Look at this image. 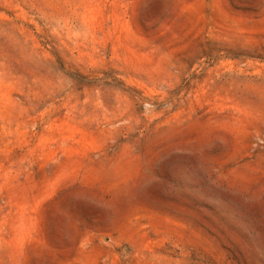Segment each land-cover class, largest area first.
<instances>
[{
    "label": "rangeland",
    "instance_id": "374dc122",
    "mask_svg": "<svg viewBox=\"0 0 264 264\" xmlns=\"http://www.w3.org/2000/svg\"><path fill=\"white\" fill-rule=\"evenodd\" d=\"M0 264H264V0H0Z\"/></svg>",
    "mask_w": 264,
    "mask_h": 264
}]
</instances>
